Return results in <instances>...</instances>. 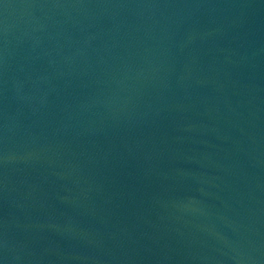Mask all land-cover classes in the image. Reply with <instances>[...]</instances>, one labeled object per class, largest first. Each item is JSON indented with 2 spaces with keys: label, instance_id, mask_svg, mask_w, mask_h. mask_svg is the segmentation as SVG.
I'll use <instances>...</instances> for the list:
<instances>
[{
  "label": "water",
  "instance_id": "water-1",
  "mask_svg": "<svg viewBox=\"0 0 264 264\" xmlns=\"http://www.w3.org/2000/svg\"><path fill=\"white\" fill-rule=\"evenodd\" d=\"M0 264H264V0H0Z\"/></svg>",
  "mask_w": 264,
  "mask_h": 264
}]
</instances>
